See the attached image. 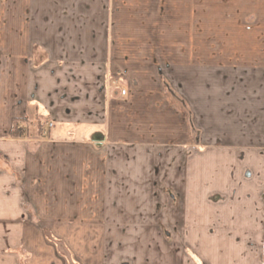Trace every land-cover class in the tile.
Segmentation results:
<instances>
[{"label": "crops", "instance_id": "obj_1", "mask_svg": "<svg viewBox=\"0 0 264 264\" xmlns=\"http://www.w3.org/2000/svg\"><path fill=\"white\" fill-rule=\"evenodd\" d=\"M70 260L264 264V0H0V264Z\"/></svg>", "mask_w": 264, "mask_h": 264}, {"label": "trees", "instance_id": "obj_2", "mask_svg": "<svg viewBox=\"0 0 264 264\" xmlns=\"http://www.w3.org/2000/svg\"><path fill=\"white\" fill-rule=\"evenodd\" d=\"M22 119H14L12 121L11 129H10V135L13 137H17L21 134V128L19 127V123L22 122Z\"/></svg>", "mask_w": 264, "mask_h": 264}, {"label": "built area", "instance_id": "obj_3", "mask_svg": "<svg viewBox=\"0 0 264 264\" xmlns=\"http://www.w3.org/2000/svg\"><path fill=\"white\" fill-rule=\"evenodd\" d=\"M121 93L124 94L125 93L124 90H122ZM52 127H53V123L51 121H46L41 131L42 134L44 135L47 134L48 130Z\"/></svg>", "mask_w": 264, "mask_h": 264}, {"label": "rangeland", "instance_id": "obj_4", "mask_svg": "<svg viewBox=\"0 0 264 264\" xmlns=\"http://www.w3.org/2000/svg\"><path fill=\"white\" fill-rule=\"evenodd\" d=\"M188 254L190 255V257H191L192 259H196V256L193 255V253H192L190 250H188ZM70 257L73 258V259L75 258L73 254H70ZM75 261L77 262L76 259H75ZM197 263H200V262L198 261ZM70 264H73L71 260H70Z\"/></svg>", "mask_w": 264, "mask_h": 264}]
</instances>
